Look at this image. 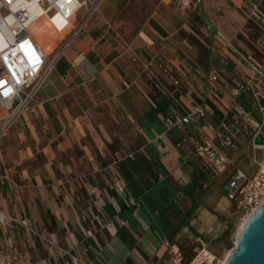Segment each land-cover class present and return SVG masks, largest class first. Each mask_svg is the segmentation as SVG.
<instances>
[{"label": "crops", "instance_id": "1", "mask_svg": "<svg viewBox=\"0 0 264 264\" xmlns=\"http://www.w3.org/2000/svg\"><path fill=\"white\" fill-rule=\"evenodd\" d=\"M186 2L99 0L54 61L33 111L20 113L0 136V209L33 230L9 218L0 224V264H164L168 248L146 216L147 194L162 183L177 187L181 176L186 183L197 172L206 180L215 173L195 156L192 127L164 129L170 100L142 62H163L168 76L156 72L166 88L185 106H203L210 122L224 120L223 134L235 112L258 108L248 91L232 97L233 80L262 84L251 65L264 62L262 24L246 17L254 6L264 15V0ZM42 21L53 27L51 37L68 27ZM219 57L228 67L209 85ZM5 111L0 106V125ZM236 155L231 149L232 160Z\"/></svg>", "mask_w": 264, "mask_h": 264}, {"label": "built area", "instance_id": "2", "mask_svg": "<svg viewBox=\"0 0 264 264\" xmlns=\"http://www.w3.org/2000/svg\"><path fill=\"white\" fill-rule=\"evenodd\" d=\"M178 1L181 5L187 4L186 0ZM98 4L99 0H0V106L6 110V115L2 118L0 136L20 113L33 111L36 92L44 83L54 61L62 54L71 38L96 13ZM81 9L84 10L82 19L79 23L72 25V18ZM38 14L46 15L51 20L68 22L71 26L70 32L61 38L58 48L49 60V54L44 51L31 32L32 22ZM246 17L260 26L262 24L264 34V15L256 6L246 13ZM223 48L236 51L230 42H224ZM223 48L217 49L216 55H219ZM127 51L133 60H140L141 54L132 47L128 46ZM142 66L148 78L170 100V105L162 117L164 129L184 130L188 126L192 127L197 137L194 154L197 158H203L215 175L225 174L232 166L223 190L226 197L234 202L241 219L247 218L264 203V143L256 145L253 142L259 131H262L264 135V62L259 66L251 65L255 76L260 78L263 88L256 86L251 80L240 82L234 79L231 91L233 98L240 96L244 91L250 92L262 114L261 121L247 119L248 125L253 127L255 133L252 137V146L255 151L261 152L258 158L254 156L255 169L250 174L233 164L230 151L234 148V140L230 134H223V130L226 129L225 121L210 122L205 108L199 104L183 105L157 75L156 70L164 76L169 74L163 62L152 57L144 60ZM227 67L226 59L219 57L218 60H213L207 77L208 84L213 85L220 81ZM178 173L181 175L180 171ZM181 177L184 180L183 176ZM8 218L33 232L24 218L8 217L0 209V224H6ZM163 245L168 248V257L164 264H223L225 260L204 242L195 246L186 261L183 260L178 246L167 239H164ZM62 252L72 260H77L70 251L62 250ZM4 264H10V260L4 261Z\"/></svg>", "mask_w": 264, "mask_h": 264}, {"label": "rangeland", "instance_id": "3", "mask_svg": "<svg viewBox=\"0 0 264 264\" xmlns=\"http://www.w3.org/2000/svg\"><path fill=\"white\" fill-rule=\"evenodd\" d=\"M83 13V9L79 10L78 16L81 17ZM42 22V19L36 20L31 26V32L50 56L49 52L58 45L64 35H68L71 26L51 37L46 33V27L51 25L50 22L46 25ZM50 37L51 42L46 48L42 42H48ZM258 87L263 88L260 83ZM5 115L6 111L3 117ZM249 118L261 121L262 114L257 107L252 111L235 112L233 128L229 132L234 140L233 149L237 154L232 160L233 164L241 167L248 174L255 169L254 156L258 158L261 154L252 146V137L255 133L253 127L247 123ZM2 122L3 119L1 125ZM200 174L197 172L194 179H198ZM209 176V179L203 178L200 182L187 177L186 183H183L179 177L180 183L177 187L162 183L146 196L147 218L155 228L162 231L163 240L165 238L179 247L184 261L189 258L200 242L207 243L219 257L225 258L239 238L238 227L243 218L241 219L234 202L225 196L223 185L227 177L213 174Z\"/></svg>", "mask_w": 264, "mask_h": 264}, {"label": "water", "instance_id": "4", "mask_svg": "<svg viewBox=\"0 0 264 264\" xmlns=\"http://www.w3.org/2000/svg\"><path fill=\"white\" fill-rule=\"evenodd\" d=\"M253 142L264 143L262 131ZM238 237L223 264H264V203L248 215Z\"/></svg>", "mask_w": 264, "mask_h": 264}, {"label": "bare ground", "instance_id": "5", "mask_svg": "<svg viewBox=\"0 0 264 264\" xmlns=\"http://www.w3.org/2000/svg\"><path fill=\"white\" fill-rule=\"evenodd\" d=\"M46 15H43V14H38L37 16H35V18H34V20H33V22H32V25L36 22V20H39V19H44V17H45ZM64 22V21H63ZM67 26H69L68 25V22H64ZM31 25V26H32ZM47 32H52L53 33V27L50 25V26H48L47 28ZM60 32H62V30H59L58 32H57V34L58 33H60ZM246 217L245 218H243V220H242V222H241V224H239V227H238V236H239V234H240V231H241V229H242V227H243V225H244V223H245V221H246ZM226 256H227V254H226ZM226 256H225V258H226Z\"/></svg>", "mask_w": 264, "mask_h": 264}, {"label": "trees", "instance_id": "6", "mask_svg": "<svg viewBox=\"0 0 264 264\" xmlns=\"http://www.w3.org/2000/svg\"><path fill=\"white\" fill-rule=\"evenodd\" d=\"M203 177H204V176H203L202 174L199 175V178H198V179H197V178L194 179L195 177L192 176V178L194 179L195 182H196V180H197V182H200V180L203 179Z\"/></svg>", "mask_w": 264, "mask_h": 264}]
</instances>
